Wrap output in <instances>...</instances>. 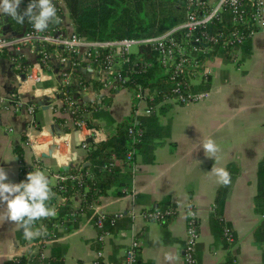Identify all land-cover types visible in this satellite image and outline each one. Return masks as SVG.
Here are the masks:
<instances>
[{"label":"crops","instance_id":"1","mask_svg":"<svg viewBox=\"0 0 264 264\" xmlns=\"http://www.w3.org/2000/svg\"><path fill=\"white\" fill-rule=\"evenodd\" d=\"M6 16L0 14L1 30L13 35ZM62 22L65 30L73 29L67 10ZM240 51V64L229 69L223 68L222 63L215 68L206 100L164 103L159 107L158 121L168 128L169 135L154 139V162L134 163L131 186L125 195L109 193L95 199L105 214L122 212L123 216L109 227L110 233L102 245L95 241L96 229L86 223L85 217H80L75 226L52 244V249L63 251V264H120L133 236L142 242L139 264H187L183 247L188 206L196 213L200 232L194 264H222L229 256L233 258L231 264H264V224L259 218L264 200L258 194L259 169L261 164L264 166V30L256 32ZM17 54L26 64L37 61V54L29 48ZM52 62L50 77L24 88L22 96L27 103H35L33 116L39 127L47 133H69L74 144L69 165L51 152L43 154V164L48 170L45 174L53 189L56 181L50 172L58 167H73L86 156L79 147L81 133L74 130L72 115L63 109L60 70L57 62ZM16 71L10 54L0 52V97H9L15 90ZM73 82L81 104L101 99V110L108 114V120L91 115V123L102 128L98 141L113 134L116 123L132 116L128 90L104 87L90 69H80ZM28 118L25 107L13 111L9 103L0 106V168L8 175L6 182H21L19 161L29 164L32 159L31 149L24 142ZM209 138L219 149L211 158L201 147ZM215 167L230 172L229 185L217 182L211 172ZM218 195L223 199L219 217ZM53 200L54 196L50 203ZM78 202L77 195L71 199L72 204ZM169 206L176 208L177 213L164 223L145 221L141 215L145 209ZM3 211L4 205L0 204V213ZM225 226L234 233L232 245L223 237ZM26 241L18 225L7 220L0 223V264H10L11 257L24 249ZM99 249L104 257L94 263ZM168 254L177 259L167 261Z\"/></svg>","mask_w":264,"mask_h":264},{"label":"built area","instance_id":"2","mask_svg":"<svg viewBox=\"0 0 264 264\" xmlns=\"http://www.w3.org/2000/svg\"><path fill=\"white\" fill-rule=\"evenodd\" d=\"M30 2L31 0H27L26 7ZM53 4L58 20L50 23L43 32L35 31L28 20L27 27L21 33L6 35L1 30L0 22V52L10 54L18 80L11 96L0 97V106L9 103L13 111L25 107L29 114L24 142L31 149L32 159L29 164L19 161L21 176L26 177L27 173L36 169L48 171L43 164V154L49 152L69 165L74 147L69 133L45 132L34 119L35 103H27L22 96L24 88L36 86L50 77L48 70L53 64L52 61H56L60 70L59 93L63 95L60 97L62 106L72 115L74 130L81 133L79 147L86 157L73 167H58L50 172L56 184L52 189L54 200L50 203L51 198L48 203L56 209V215L36 221L32 225L33 231L42 228V234L27 238L24 249L11 257L15 264L21 258L26 259V264L32 261L51 264L52 244L58 240L60 234L75 226L80 217H85L86 223L96 229L95 241L102 245L110 233L109 227L123 216L122 212L105 214L95 204V199H87V179L93 175L84 166L88 163L87 155L92 143L100 142L97 136L102 130L100 127L88 126L87 120H92L91 115L101 110L103 103L101 99L88 105L80 103L73 82L74 75L79 74L80 69L95 72L96 79L104 87L128 90L132 97V116H148L157 112L164 103L188 104L206 100L209 89L198 87H209L213 72L219 64L225 61L233 65L240 64L241 47L256 32L264 30V0H184L183 19L157 35L89 39L78 35L73 29L65 30L62 22L67 10L65 3L63 0H53ZM141 46L151 55V59L144 58ZM24 48L35 51L36 63L26 64L20 59L17 52ZM155 63L167 77V84L173 85L169 92L151 89L131 78L132 73H144ZM21 75L25 78L21 79ZM158 97L159 102L150 104ZM141 103L143 107H140ZM129 133L134 139L142 130L131 127ZM132 153V150L128 151L127 160ZM111 161L116 162L114 155L111 156ZM69 188L74 190L70 196L67 195ZM76 195L79 202L72 204L71 199ZM176 213L177 209L169 206L145 209L141 215L145 221L164 223ZM259 218L264 224V204ZM199 237L196 213L188 206L183 247V257L187 264L195 262L194 253ZM223 237L229 245L234 244L235 236L230 227L223 228ZM141 246V240L133 236L124 249L120 264H139ZM103 257V250H97L94 263H98Z\"/></svg>","mask_w":264,"mask_h":264},{"label":"trees","instance_id":"3","mask_svg":"<svg viewBox=\"0 0 264 264\" xmlns=\"http://www.w3.org/2000/svg\"><path fill=\"white\" fill-rule=\"evenodd\" d=\"M72 21L74 32L89 39H115L123 37H144L157 35L172 27L183 19L184 0H63ZM27 0L18 6V14L26 10ZM8 28L14 33H21L28 25L25 18L24 24L6 16ZM145 59H151L144 47H140ZM134 81L165 92L171 90L172 84H167V77L163 75L155 63L146 72L131 74ZM208 86H200L198 89H207ZM169 92V91H168ZM62 98V93L60 94ZM160 97L154 102H159ZM160 110V109H159ZM157 112H152L146 117L129 116L116 123L115 132L107 139L92 143L87 155L88 163L84 166L91 170L92 178H88L89 190L87 199H96L100 195L112 193L123 196L130 189L133 177V164H150L154 162V139L167 137L168 128L158 121ZM94 115L100 119L108 120V114L102 110ZM88 126L99 127L87 120ZM139 128L142 133L133 139L129 129ZM132 150L131 158L127 160V153ZM115 156L116 162L111 161ZM258 194L264 200V166L259 169ZM26 177L21 176L20 181ZM73 189L69 188L67 195H72ZM219 217L223 206V199H217ZM157 208V207H155ZM261 211V210H260ZM219 215H218V214ZM218 217L217 220H218ZM263 229V228H262ZM263 232V231H262ZM264 234V232H263ZM51 264H63V251L59 248L51 249ZM232 256L222 264H231ZM26 259L21 258L17 264H26ZM10 264H15L10 262ZM29 264H43L40 261H32Z\"/></svg>","mask_w":264,"mask_h":264},{"label":"clouds","instance_id":"4","mask_svg":"<svg viewBox=\"0 0 264 264\" xmlns=\"http://www.w3.org/2000/svg\"><path fill=\"white\" fill-rule=\"evenodd\" d=\"M21 0H0V14L12 17L17 24H24L25 18L32 23L37 32L45 31L50 23L58 20L56 7L53 0H31L26 10L18 14V6ZM204 152L211 158L219 149L215 142L209 138L202 144ZM211 172L217 178V182L224 186L231 183V174L224 167H215ZM8 175L4 168H0V204L4 205V211L0 213V223L13 222L24 231L26 238H33L42 234L43 229L32 230V225L39 220L54 217L56 209L49 206L50 199L54 196L50 181L44 171L36 169L26 175V179L19 183L6 182ZM167 261L177 259L168 254Z\"/></svg>","mask_w":264,"mask_h":264},{"label":"rangeland","instance_id":"5","mask_svg":"<svg viewBox=\"0 0 264 264\" xmlns=\"http://www.w3.org/2000/svg\"><path fill=\"white\" fill-rule=\"evenodd\" d=\"M132 49H135V47H133ZM234 66L235 65H233L232 63H230V62H228V61H225V62H223V68L225 67V68H234Z\"/></svg>","mask_w":264,"mask_h":264},{"label":"water","instance_id":"6","mask_svg":"<svg viewBox=\"0 0 264 264\" xmlns=\"http://www.w3.org/2000/svg\"><path fill=\"white\" fill-rule=\"evenodd\" d=\"M21 78H22V79H24V78H25V76H24V75H22V76H21ZM39 104H40V103H39Z\"/></svg>","mask_w":264,"mask_h":264}]
</instances>
